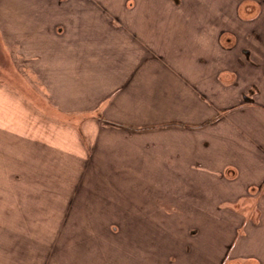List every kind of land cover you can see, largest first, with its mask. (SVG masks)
<instances>
[{
    "label": "crops",
    "instance_id": "obj_1",
    "mask_svg": "<svg viewBox=\"0 0 264 264\" xmlns=\"http://www.w3.org/2000/svg\"><path fill=\"white\" fill-rule=\"evenodd\" d=\"M237 1L0 0V264L98 257L96 245L84 250L50 219L52 200L60 208L67 190L36 187L53 183L50 174L19 172L29 158L23 147L20 156L22 142L30 152L35 143L58 152L59 161L72 149L42 127L28 92L54 117L98 120L92 177L123 184L126 213L132 192L144 212L195 209L220 232L219 243L197 241L203 263L216 244L224 264H264L241 234L264 225V3L256 16L238 12ZM126 250L123 263L157 262L140 247Z\"/></svg>",
    "mask_w": 264,
    "mask_h": 264
},
{
    "label": "rangeland",
    "instance_id": "obj_2",
    "mask_svg": "<svg viewBox=\"0 0 264 264\" xmlns=\"http://www.w3.org/2000/svg\"><path fill=\"white\" fill-rule=\"evenodd\" d=\"M3 61L6 59L2 58ZM3 66L7 67V65ZM25 89L22 90L27 93L28 91ZM28 95L38 101L37 104L42 108L38 111L40 113L42 110L43 115L40 113L41 118L37 119L42 127L48 132H55L58 137L59 135L60 137L65 136L68 146H71L72 149L68 150L65 161L62 159L59 161L58 152L41 151L37 143L30 152V147L27 145L29 149L26 150L21 139L20 156L24 154L23 147L29 158H20L19 172L37 176L50 174L52 180H55L53 183H37L36 187L45 186L52 191L67 190V198L60 208L58 205H54L52 200L51 214L53 215H50V219L53 223L66 225L71 238L81 239L84 250H89L91 245H96L98 247V257L94 259L97 260L96 264H109L113 258H116L115 264H127L129 259L123 263L122 256L123 251L130 247L131 256H133L134 250L139 247L146 250L147 256H153L155 261L157 260L153 264L174 262L173 260L178 256H182V259L176 264H207L203 263V247L197 245V241H202L205 236L212 242L219 243L220 233L217 225L209 222L208 216L197 213L195 209L188 210L187 208L184 214L165 213L159 215L152 210L144 212L143 209H140L143 204L141 198H138V192H132L130 204L133 211L130 214L126 213L124 206H127V201L122 196L123 184L101 182L99 177H97L99 181H96V177H92L94 171L91 167L90 150L94 133L97 132L98 120L90 114H84L79 118L54 117L53 114L56 113L47 112L49 108L42 96L35 97L29 92ZM35 116L38 117L37 113ZM64 165H66L65 171H63ZM102 170L107 172L108 168H99L100 174L104 172ZM105 172L104 175H107ZM64 174L66 182H59V179L63 180L65 177ZM6 185L9 184L4 183V186ZM132 185L137 186L138 184ZM95 202L98 203V209L94 208ZM198 203H202V200H190L192 205ZM3 217L0 216V220L4 219ZM248 218L253 220L254 216H248ZM218 225L219 228L230 226ZM257 226L261 231H254L251 224L245 226V228H249L244 231L246 233H242V229L240 231L243 235L248 234L246 238L249 240L245 239V244L252 251L253 257L262 258L261 260L264 262V225ZM221 233L226 232L222 231ZM139 240L145 242L146 245L141 244ZM192 241L195 243L187 244ZM128 249L125 254H129ZM220 252L222 251L219 246L216 244L212 246L211 262L208 264H224L222 256L219 257ZM131 262L135 264V261ZM226 264L236 263L229 258Z\"/></svg>",
    "mask_w": 264,
    "mask_h": 264
},
{
    "label": "flooded vegetation",
    "instance_id": "obj_3",
    "mask_svg": "<svg viewBox=\"0 0 264 264\" xmlns=\"http://www.w3.org/2000/svg\"><path fill=\"white\" fill-rule=\"evenodd\" d=\"M178 1V0H177ZM180 1V0H179ZM215 1V0H214ZM223 1V0H222ZM226 2H227V4L229 3V2H232L233 0H225ZM237 3V5H238V12H240V9L242 10V11H244V9H246V10H249V15L250 14H252V15H258V11L256 12V9L258 8V7H256V6H259V4L260 3H264V0H239V1H237L236 2ZM256 8V9H255ZM256 15V16H257ZM256 16H254V17H256ZM116 26H118L117 24H115ZM256 91V88H253V87H251V89H250V94H253L254 92ZM246 98V100H252L251 99V97H249L248 95H246L245 96ZM255 219V218H254ZM253 219V220H254Z\"/></svg>",
    "mask_w": 264,
    "mask_h": 264
}]
</instances>
